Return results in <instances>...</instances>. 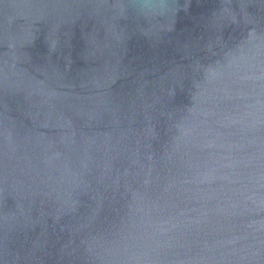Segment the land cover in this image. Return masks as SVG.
<instances>
[{"label":"water","instance_id":"95a60500","mask_svg":"<svg viewBox=\"0 0 264 264\" xmlns=\"http://www.w3.org/2000/svg\"><path fill=\"white\" fill-rule=\"evenodd\" d=\"M0 264H264V0H0Z\"/></svg>","mask_w":264,"mask_h":264}]
</instances>
